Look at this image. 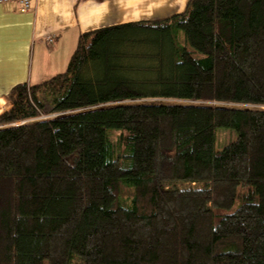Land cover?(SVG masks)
Returning a JSON list of instances; mask_svg holds the SVG:
<instances>
[{
    "label": "trees",
    "instance_id": "trees-1",
    "mask_svg": "<svg viewBox=\"0 0 264 264\" xmlns=\"http://www.w3.org/2000/svg\"><path fill=\"white\" fill-rule=\"evenodd\" d=\"M78 41L0 116V264H264V0Z\"/></svg>",
    "mask_w": 264,
    "mask_h": 264
},
{
    "label": "crops",
    "instance_id": "crops-1",
    "mask_svg": "<svg viewBox=\"0 0 264 264\" xmlns=\"http://www.w3.org/2000/svg\"><path fill=\"white\" fill-rule=\"evenodd\" d=\"M188 1L34 0L28 12L0 5V94L64 73L86 32L171 17L184 12Z\"/></svg>",
    "mask_w": 264,
    "mask_h": 264
},
{
    "label": "rangeland",
    "instance_id": "rangeland-1",
    "mask_svg": "<svg viewBox=\"0 0 264 264\" xmlns=\"http://www.w3.org/2000/svg\"><path fill=\"white\" fill-rule=\"evenodd\" d=\"M181 37H182V35H181ZM67 70V68L65 69V71ZM64 71V72H65ZM154 101H159V100H154ZM169 101V103H171V104H188V102H185V101H181V100H168ZM150 102H152V101H150ZM164 102H166V101H164ZM190 103V102H189ZM207 105H213V106H219L220 104H218V103H207ZM232 107V106H231ZM234 107H239V108H243L242 106H234ZM46 110L47 111H50V107L49 106H47L46 107ZM56 112L55 113H51V114H48V115H44V116H42V118H44V117H46V118H48V117H55L56 115ZM25 122H23V121H21V122H18V123H16L17 125H22V124H24ZM3 125L2 124H0V127H2ZM217 142H216V149H217V151L218 152H221V151H223L224 150V148L228 145V144H230V143H232V142H234V140H236V138H237V133H236V131L235 130H231V129H226V128H223V129H220V130H218L217 131ZM116 137H117V132H114V133H112V135H111V140H113L114 142H116ZM171 184H172V186L175 188V189H179V190H181V189H188V188H191L192 186H191V184L190 183H188V182H186V181H184V180H180V181H176V180H173L172 182H170ZM168 184V185H170L171 186V184ZM169 187V186H168ZM196 187H198V188H202L203 187V184H198ZM44 264H47V262H45ZM73 264H82V262L79 260V258H76L75 260H74V262H73Z\"/></svg>",
    "mask_w": 264,
    "mask_h": 264
},
{
    "label": "built area",
    "instance_id": "built-area-1",
    "mask_svg": "<svg viewBox=\"0 0 264 264\" xmlns=\"http://www.w3.org/2000/svg\"><path fill=\"white\" fill-rule=\"evenodd\" d=\"M5 4H15V5L17 4L21 12H28L34 8V0H0V5H5ZM53 40L54 37H51L49 39V42L51 43L53 42ZM12 106L13 104L12 101L9 99V97L7 95L0 94V116L8 112ZM44 118L40 117L38 119H44ZM10 125H17V124L12 123Z\"/></svg>",
    "mask_w": 264,
    "mask_h": 264
}]
</instances>
